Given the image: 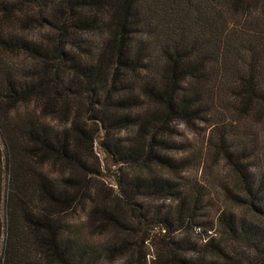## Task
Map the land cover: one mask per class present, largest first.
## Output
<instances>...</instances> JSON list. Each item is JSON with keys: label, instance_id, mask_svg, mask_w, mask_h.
Returning a JSON list of instances; mask_svg holds the SVG:
<instances>
[{"label": "trees", "instance_id": "obj_1", "mask_svg": "<svg viewBox=\"0 0 264 264\" xmlns=\"http://www.w3.org/2000/svg\"><path fill=\"white\" fill-rule=\"evenodd\" d=\"M200 3L206 8L204 42L194 28L185 33L187 19L200 15ZM158 4L0 0V264H140L139 249L154 238L161 246L149 264H264V180L255 175L245 147L235 146L219 125L207 141L208 156L221 163L227 177L222 196L242 209H218L210 229L201 222L203 187L184 176L194 158L180 150L173 131L175 124L203 120L207 108H214L218 121L233 114L264 122V87L256 75L257 61L264 73V34L244 27L224 32L214 25L221 5L259 26L262 21L251 15L264 14V0ZM160 15L173 19L172 37L159 30ZM16 27L47 34L38 43L18 35ZM101 28L107 37L95 54L74 52L82 50L75 37ZM222 41L237 79L205 88L206 45L217 43L218 49ZM157 54L160 65L153 75L139 76ZM10 55L25 57L22 69L3 60ZM134 76L136 88L128 83ZM31 101L37 103L33 115L17 116ZM48 118L57 119L63 130L46 125ZM126 129L133 133L122 138ZM100 135V145L131 176L118 188L91 191L84 155ZM46 166L65 167L71 176L55 186L43 173ZM85 199L91 201L80 226L99 241L94 247L80 241L77 225L62 220ZM211 230L214 235L207 234ZM232 243L243 248H231Z\"/></svg>", "mask_w": 264, "mask_h": 264}, {"label": "rangeland", "instance_id": "obj_2", "mask_svg": "<svg viewBox=\"0 0 264 264\" xmlns=\"http://www.w3.org/2000/svg\"><path fill=\"white\" fill-rule=\"evenodd\" d=\"M150 1L152 3L155 2L156 4H158V0ZM160 6L161 4H158V8ZM204 6V4L200 3V5L197 7V11H201L199 17L193 16L194 18L192 20L189 17L185 22L186 35L189 36L192 32L191 29L194 28L197 31L198 41L201 42L205 41V34L207 31V22L204 18L206 15V8ZM160 11L158 10L159 14ZM218 11L220 12V15H218V18L216 17L217 23H214L216 28L226 32L228 30H239V28L244 27L250 30L260 31L262 32L261 34H264L263 13L255 11V13L251 15V17H256L262 21V24L257 26L254 24H250V22L245 23V21L242 20L239 15L230 12L229 9L225 6L219 5ZM191 12L192 10H189L187 11V14ZM98 18H100V16H98ZM170 18V15H167L165 17L163 15L159 16V20L162 23H160L159 30L163 29L161 30V33L166 34V37H172V34L168 32L169 26H171V24L173 23V19L170 22ZM102 21L105 23V17H103ZM15 31L18 35L24 36L25 38H28L34 42L36 41L38 43L42 41L43 37L47 34V31L45 29H42L40 32H38L34 30H21L19 29V27H16ZM105 37H107V32H105L104 28L93 31L91 33H86L77 36L75 37V39L77 40L76 45L82 48V50L75 48L74 52H78L82 55H88V52H83L88 49V51L92 53L89 55H93L97 52L99 46L104 42ZM139 43V38H136L135 46ZM222 44L223 41L220 43L218 49L217 43H214L213 45L210 43L208 46L206 45V48H208L204 66L206 72H208L209 78L207 77L204 81L205 88H210L212 86L214 90L216 89L217 84L219 85V81H223V85L225 86L229 85L230 83H234L237 79L236 73H238L239 71H237V67L228 52L224 57V47ZM262 54L263 55L261 57L264 58V45L262 47ZM155 56L156 58L151 59V62L149 64H146L147 66H145L144 68L145 72H143V70L140 71L139 76L149 75L151 73L153 75V68L156 65H160V54H157ZM10 58L3 57V60H9V62L13 64L18 70L22 69L24 63L26 62L25 57L23 55H14L13 57L10 55ZM260 62L257 61L258 67L256 70V75L259 77V75L261 74L260 77L257 79L259 83L264 87V73L258 72ZM238 69H240V67ZM262 72H264V70ZM230 73H233V75H231ZM20 74L21 71L18 72V75ZM137 78V76H134L133 82L131 80H128V83H135V86L133 87L136 88L137 80L135 81V79ZM230 105H232V102ZM36 109L37 103L35 101H31L30 103L22 105L18 109L17 116L19 113L33 115ZM213 111L214 108H207V113H209V115L205 116L203 120L196 121L191 126H184L182 124L173 125L174 138L176 141H178V143H180V150H188L194 158L192 164H190V167L185 172L184 176L187 177L190 181H194L196 179L199 184L203 187V191L205 194V208L202 211L201 222L203 224H206L210 229L215 228L214 221L218 209L228 208L236 213L242 212V209L228 204L225 201V198L222 196V187L224 183H227L225 171L223 170L221 163L216 164L213 159L208 156L207 153V141L211 135L212 130L216 125H219V127H225L228 130V132L234 139L235 146L239 147L240 149L241 147H245V152L247 153V155L250 156V163L255 166V175L258 177V180H264V122L261 123L257 121L253 116L247 117L245 119H239L233 114H226V117L221 116L220 121H218L219 115H215ZM44 123L54 128V130H63L64 127V125L59 124L57 119L53 118L46 119ZM132 133V129H126L125 131L121 132L120 136L122 138H125L126 136L132 135ZM101 136L102 135H100L99 138H97L94 142L92 152H87L84 155V161L87 165V169L92 173L91 178H89V185L92 188L91 191H93L94 188L101 187L102 185L104 187L118 188L115 186L114 179L110 173L117 174L119 186L124 178L128 179L131 176L130 171L126 174L124 166L122 164H119L115 159H113L108 149L100 145L99 140ZM43 173L47 180L50 182L52 181L55 186L59 185L61 177L71 176L70 171L65 167L52 168L50 166H46L44 168ZM90 201L91 200L89 199H85L81 204H78L74 210L65 214L64 217H62V220L65 223H69L68 225H77L79 229L77 232V237L80 239V241H89V244L94 247L98 244L99 241H97L95 238H91L89 232L86 229L82 228L83 226H80V223L84 219L85 210L90 205ZM167 206L168 203H165V207ZM213 232L214 230H211L207 234L214 235ZM194 233H198V237L201 239L206 238V235L201 234L198 229H195ZM192 240H195V237H192ZM160 246L161 243L159 242V239L156 238L152 239L148 243H144L141 249H139L140 264H144L145 261L149 264L152 260L153 254L156 255V253L160 251ZM230 247H236L238 251L243 248L242 245L237 246L233 243L230 245ZM146 253L148 254L146 255ZM144 255H146L145 258ZM115 264H119V261H116Z\"/></svg>", "mask_w": 264, "mask_h": 264}, {"label": "water", "instance_id": "obj_3", "mask_svg": "<svg viewBox=\"0 0 264 264\" xmlns=\"http://www.w3.org/2000/svg\"><path fill=\"white\" fill-rule=\"evenodd\" d=\"M110 174H111V176H112L113 179H114L115 186H116V187H119V181H118V176H117V174H116V173H110Z\"/></svg>", "mask_w": 264, "mask_h": 264}]
</instances>
